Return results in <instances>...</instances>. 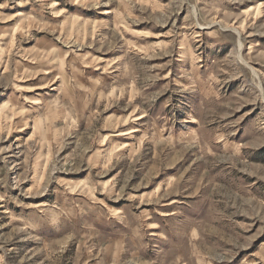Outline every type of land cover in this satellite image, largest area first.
Instances as JSON below:
<instances>
[{"label": "rangeland", "instance_id": "1", "mask_svg": "<svg viewBox=\"0 0 264 264\" xmlns=\"http://www.w3.org/2000/svg\"><path fill=\"white\" fill-rule=\"evenodd\" d=\"M0 264H264V0H0Z\"/></svg>", "mask_w": 264, "mask_h": 264}]
</instances>
